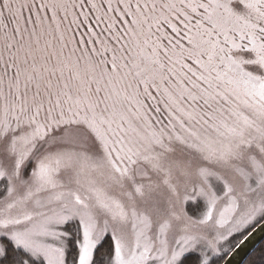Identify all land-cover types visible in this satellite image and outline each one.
<instances>
[{
  "label": "snow or ice",
  "instance_id": "6c2138e0",
  "mask_svg": "<svg viewBox=\"0 0 264 264\" xmlns=\"http://www.w3.org/2000/svg\"><path fill=\"white\" fill-rule=\"evenodd\" d=\"M258 219L264 0H0V264H212Z\"/></svg>",
  "mask_w": 264,
  "mask_h": 264
},
{
  "label": "water",
  "instance_id": "95a60500",
  "mask_svg": "<svg viewBox=\"0 0 264 264\" xmlns=\"http://www.w3.org/2000/svg\"><path fill=\"white\" fill-rule=\"evenodd\" d=\"M263 241L264 219L257 223L241 240H239L220 264H243Z\"/></svg>",
  "mask_w": 264,
  "mask_h": 264
},
{
  "label": "trees",
  "instance_id": "16d2710c",
  "mask_svg": "<svg viewBox=\"0 0 264 264\" xmlns=\"http://www.w3.org/2000/svg\"><path fill=\"white\" fill-rule=\"evenodd\" d=\"M261 220L262 219L251 225L245 232L234 237V239H232L230 242L231 245H229V249L219 257H214L212 259V264H220L228 254V252L239 242V240H241ZM243 264H264V241L252 252V254L246 259Z\"/></svg>",
  "mask_w": 264,
  "mask_h": 264
},
{
  "label": "rangeland",
  "instance_id": "374dc122",
  "mask_svg": "<svg viewBox=\"0 0 264 264\" xmlns=\"http://www.w3.org/2000/svg\"><path fill=\"white\" fill-rule=\"evenodd\" d=\"M25 14L27 15V13H25ZM258 220H260V219H258ZM256 222H257V221H256ZM256 222H253V224L256 223ZM253 224H251V225H253ZM251 225H249L246 229H243L241 232H238V233L233 234V236H231L227 242L222 243V245H221V247H220V250H219L218 254H217L216 256H214V257L217 258V257H219L220 255L224 254V253L229 249V245H231V244H230L231 240L234 239V237L238 236L239 234L245 232L247 229H249V227H250ZM214 257H213V258H214Z\"/></svg>",
  "mask_w": 264,
  "mask_h": 264
}]
</instances>
